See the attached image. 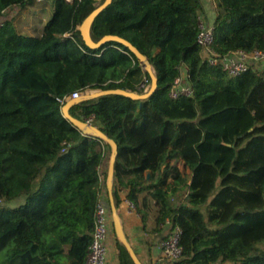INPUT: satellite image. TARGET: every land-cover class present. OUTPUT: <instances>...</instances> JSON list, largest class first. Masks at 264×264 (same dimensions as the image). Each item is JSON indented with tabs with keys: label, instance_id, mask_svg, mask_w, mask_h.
I'll list each match as a JSON object with an SVG mask.
<instances>
[{
	"label": "trees",
	"instance_id": "trees-1",
	"mask_svg": "<svg viewBox=\"0 0 264 264\" xmlns=\"http://www.w3.org/2000/svg\"><path fill=\"white\" fill-rule=\"evenodd\" d=\"M31 1L0 0V12ZM203 1L112 0L91 38L129 40L153 65L157 87L144 100L104 94L69 112L92 115L117 143L115 208L125 190L144 230L162 238L160 223L180 225L174 264H264V68L230 76L207 62L196 43ZM207 1L212 49L264 50V0ZM48 2L52 14L38 35L19 32L11 18L0 27V264H85L110 147L75 128L60 99L84 90L142 93L150 80L125 45H85L78 26L103 0ZM181 63L194 95L171 99ZM179 159L189 182L171 162ZM111 232L119 264H134L112 222Z\"/></svg>",
	"mask_w": 264,
	"mask_h": 264
},
{
	"label": "built area",
	"instance_id": "built-area-1",
	"mask_svg": "<svg viewBox=\"0 0 264 264\" xmlns=\"http://www.w3.org/2000/svg\"><path fill=\"white\" fill-rule=\"evenodd\" d=\"M41 1V0H37ZM71 1V0H67ZM214 7L215 0H211ZM197 15V34L196 43L206 52L205 58L211 65H218L223 71L230 76H239L242 73L251 71H260L264 68V50L255 48L250 51L243 49L231 50L225 54H220L212 49L214 41V25L212 17L208 10L204 7ZM9 10L0 12V27L3 26L5 19L9 17ZM90 90L73 92L60 99L64 103L71 97L78 96ZM194 88L188 79V68L185 64L178 65V74L171 83L168 96L176 99L179 96L192 97ZM83 120L94 124L92 115H83ZM63 145L65 142L62 143ZM64 149H62L63 151ZM130 206L132 204L130 203ZM160 228H165L167 235L159 239L155 246L153 257L149 264H174L182 255V228L180 225L173 223L170 219H166L164 223L159 224ZM111 234V216L107 213L106 207L100 197L96 202L93 214V229L91 233V241L88 245L85 264H105L107 254V241ZM158 236V232H153ZM217 264H226L219 262Z\"/></svg>",
	"mask_w": 264,
	"mask_h": 264
},
{
	"label": "water",
	"instance_id": "water-1",
	"mask_svg": "<svg viewBox=\"0 0 264 264\" xmlns=\"http://www.w3.org/2000/svg\"><path fill=\"white\" fill-rule=\"evenodd\" d=\"M112 0H103L102 3L97 5L94 9H92L88 15L82 20L78 29L80 31V35L85 43V45L91 49H97L102 47L104 44L114 41L119 42L125 45L138 59L140 64L143 66L144 70L149 74V87L142 93H136L129 90H125L122 88H114V89H104V90H90L89 92L82 93L78 96L71 97L64 102L61 107V112L63 116L75 127L77 128L83 135L92 136L104 143H107L110 147V155L109 161L107 166V174L105 185L109 196V204L111 210V222L113 232L115 234L116 239L124 246L127 253L133 260L134 264H142L139 260L137 254L135 253L133 247L129 243L125 232L122 227L121 219L117 212V208L114 206L113 202V170H114V161L117 155V143L114 139L107 136L101 129L95 125L91 124L82 118H77L73 116L69 109L71 106L75 105L76 103L88 100L92 98H96L98 96L104 94H120L123 96L131 97L137 100H144L150 97L156 87H157V75L153 65L149 62L147 56L143 54L134 44H132L129 40L114 34H105L97 41H94L90 35V28L94 19L111 3Z\"/></svg>",
	"mask_w": 264,
	"mask_h": 264
},
{
	"label": "crops",
	"instance_id": "crops-1",
	"mask_svg": "<svg viewBox=\"0 0 264 264\" xmlns=\"http://www.w3.org/2000/svg\"><path fill=\"white\" fill-rule=\"evenodd\" d=\"M46 2L48 5L47 10L49 11V13L46 16V18H44L43 21L40 23L37 33L35 34L32 33L33 35H38L40 33L42 25L52 14V8H50L51 5L48 2V0H46ZM207 2H208L207 0L203 1L204 7ZM17 6L19 5L13 6L12 8L9 9V11L13 13L12 11L16 10ZM205 8L207 9V7ZM10 15L11 14H9V16ZM28 34H31V33H28ZM108 161L106 160L103 161L102 165L100 166L101 181H103L102 172L105 169H107ZM119 194L121 197V202H120L119 207L117 208V212L121 219V223H122V227L125 232V235L129 243L133 247L135 253L137 254L139 260L142 262V264H149L153 257L155 246L159 242L160 238L156 235H153V232L151 233L149 230H144L142 228V222H141L139 215L135 212L134 208L130 206V202L125 199V190H119ZM106 197L109 200L108 192L105 186L101 188L100 198L104 199ZM148 220L149 221H147L146 226L148 228H151L153 224L152 220L151 219H148ZM111 235L112 234H110L109 239L107 241V254H106L105 264H119L117 250L113 248V245H112L113 239Z\"/></svg>",
	"mask_w": 264,
	"mask_h": 264
},
{
	"label": "rangeland",
	"instance_id": "rangeland-1",
	"mask_svg": "<svg viewBox=\"0 0 264 264\" xmlns=\"http://www.w3.org/2000/svg\"><path fill=\"white\" fill-rule=\"evenodd\" d=\"M47 2L46 0H32L31 3H28L23 6H17L16 10H13V13L8 18H11L16 26V29L21 33H31L30 35H33L32 33H37L38 28L40 26V23L43 21L44 18L48 15L49 11L47 10ZM216 7V0L214 8ZM51 8V7H50ZM211 16V15H210ZM203 55L205 56L206 52L202 50ZM149 87V84L145 87V90ZM109 160V158H108ZM174 162L178 168L181 171V175L185 178L187 182L190 181L191 178V171L188 167L184 166V163L181 159L177 161H171ZM183 199V195L179 193V195H176L173 197L172 202L175 204L179 200ZM150 219V218H149ZM152 220V219H151ZM149 221V220H148ZM112 235V245L115 250H117V247L114 242V235Z\"/></svg>",
	"mask_w": 264,
	"mask_h": 264
}]
</instances>
